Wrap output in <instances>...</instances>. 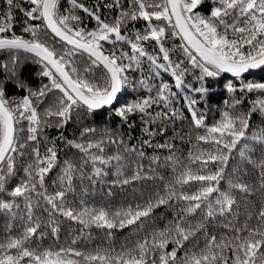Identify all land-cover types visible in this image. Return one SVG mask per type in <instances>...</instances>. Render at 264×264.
Segmentation results:
<instances>
[{
    "label": "snow or ice",
    "instance_id": "1",
    "mask_svg": "<svg viewBox=\"0 0 264 264\" xmlns=\"http://www.w3.org/2000/svg\"><path fill=\"white\" fill-rule=\"evenodd\" d=\"M0 264H264V0H0Z\"/></svg>",
    "mask_w": 264,
    "mask_h": 264
}]
</instances>
